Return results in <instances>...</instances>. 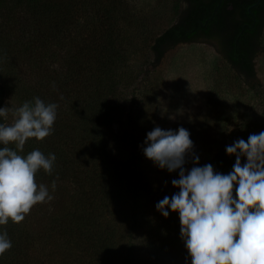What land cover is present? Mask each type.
Returning a JSON list of instances; mask_svg holds the SVG:
<instances>
[{
	"label": "trees",
	"instance_id": "1",
	"mask_svg": "<svg viewBox=\"0 0 264 264\" xmlns=\"http://www.w3.org/2000/svg\"><path fill=\"white\" fill-rule=\"evenodd\" d=\"M22 1L19 15L1 2L0 44L39 73L0 67V264H264V137L222 140L185 204L153 179L164 150L136 111L166 53L199 41L264 105V0H180L142 41L123 0ZM64 42L58 67L51 46ZM13 87L24 99L11 130Z\"/></svg>",
	"mask_w": 264,
	"mask_h": 264
},
{
	"label": "rangeland",
	"instance_id": "2",
	"mask_svg": "<svg viewBox=\"0 0 264 264\" xmlns=\"http://www.w3.org/2000/svg\"><path fill=\"white\" fill-rule=\"evenodd\" d=\"M1 2L12 15L21 14L23 6L29 3L0 0V6ZM180 2L123 0L127 11L140 21L136 30L141 41L146 38L144 25L158 34L173 23ZM77 17L75 22L79 20ZM11 26L15 32L19 31L17 24ZM75 26L70 37L79 35V25ZM66 46L65 42L51 46L54 51H59L58 67L62 64ZM261 46L255 57V71L264 87V28ZM17 52L18 49L9 44H0V67L8 79H28L36 72L26 67ZM137 98L141 134L144 138L157 140L164 150V154H160L163 160L154 167L157 169L152 173L153 179L167 194L185 204L193 202L192 191L198 173L222 140L264 137V105L253 98L250 90L209 43L180 44L166 53L159 67L150 73V80L140 87ZM23 99L17 87L8 92L4 112L11 130L22 114ZM243 129L245 132L241 133Z\"/></svg>",
	"mask_w": 264,
	"mask_h": 264
},
{
	"label": "water",
	"instance_id": "3",
	"mask_svg": "<svg viewBox=\"0 0 264 264\" xmlns=\"http://www.w3.org/2000/svg\"><path fill=\"white\" fill-rule=\"evenodd\" d=\"M258 1H259V0H258ZM258 1H257V3H258ZM257 3H256V4H257Z\"/></svg>",
	"mask_w": 264,
	"mask_h": 264
},
{
	"label": "flooded vegetation",
	"instance_id": "4",
	"mask_svg": "<svg viewBox=\"0 0 264 264\" xmlns=\"http://www.w3.org/2000/svg\"><path fill=\"white\" fill-rule=\"evenodd\" d=\"M199 42H202V41H199Z\"/></svg>",
	"mask_w": 264,
	"mask_h": 264
}]
</instances>
